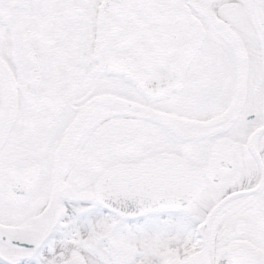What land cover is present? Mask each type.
Instances as JSON below:
<instances>
[{
    "label": "snow or ice",
    "instance_id": "1",
    "mask_svg": "<svg viewBox=\"0 0 264 264\" xmlns=\"http://www.w3.org/2000/svg\"><path fill=\"white\" fill-rule=\"evenodd\" d=\"M0 264H264V0H0Z\"/></svg>",
    "mask_w": 264,
    "mask_h": 264
}]
</instances>
